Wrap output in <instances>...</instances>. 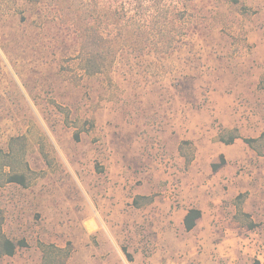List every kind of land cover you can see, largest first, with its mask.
Returning a JSON list of instances; mask_svg holds the SVG:
<instances>
[{
  "label": "rangeland",
  "instance_id": "1",
  "mask_svg": "<svg viewBox=\"0 0 264 264\" xmlns=\"http://www.w3.org/2000/svg\"><path fill=\"white\" fill-rule=\"evenodd\" d=\"M185 9L182 46L125 48L108 77L79 80L75 20L95 23V0H0V151L32 172L27 188H0L2 230L27 244L0 264H41L39 244L66 249V264L257 262L234 199L246 192L264 238V0ZM234 128L256 152L217 141ZM137 196L153 202L135 209Z\"/></svg>",
  "mask_w": 264,
  "mask_h": 264
},
{
  "label": "trees",
  "instance_id": "2",
  "mask_svg": "<svg viewBox=\"0 0 264 264\" xmlns=\"http://www.w3.org/2000/svg\"><path fill=\"white\" fill-rule=\"evenodd\" d=\"M186 1L191 3L195 0H95V23L90 25L87 19L82 18L75 20L78 53L74 60L79 70L78 79L108 77L118 54L125 48L154 49L168 54L182 46ZM169 14L179 26L170 24ZM169 25H172L170 30ZM261 85L264 86V75ZM74 139L78 140V133L74 135ZM236 140H241L256 152L255 144L259 139L241 138L236 128L219 130V143L230 146ZM184 145L188 143L183 142L179 149ZM22 158L12 146L5 152L0 151V188L9 184L27 188L32 172ZM191 162L192 157H185L187 167ZM224 165V157L220 155L219 163L212 166L213 172ZM245 198L246 193L234 199L236 213L247 220L246 229L253 231L256 224L241 208ZM152 202L153 198L137 196L132 205L139 209ZM200 218L201 212L198 209H189L182 222L184 231H192ZM3 224L4 217L0 210V259L11 258L18 249L27 247L24 240L14 242L9 239L2 230ZM39 249L42 254L41 264H66L69 257L66 249L54 245L39 244Z\"/></svg>",
  "mask_w": 264,
  "mask_h": 264
},
{
  "label": "built area",
  "instance_id": "3",
  "mask_svg": "<svg viewBox=\"0 0 264 264\" xmlns=\"http://www.w3.org/2000/svg\"><path fill=\"white\" fill-rule=\"evenodd\" d=\"M264 234V231H262ZM261 234L253 235L249 239H246L243 245L244 250L251 251L254 259L261 263V259L264 257V242L261 240Z\"/></svg>",
  "mask_w": 264,
  "mask_h": 264
},
{
  "label": "crops",
  "instance_id": "4",
  "mask_svg": "<svg viewBox=\"0 0 264 264\" xmlns=\"http://www.w3.org/2000/svg\"><path fill=\"white\" fill-rule=\"evenodd\" d=\"M238 140H236L234 143H236ZM233 143V144H234ZM221 144V143H220ZM232 144V145H233ZM223 145V144H222ZM232 145H230V146H232ZM225 146V145H224ZM250 149V148H249ZM251 150V149H250ZM253 151V150H252ZM224 160H225V165H226V160H227V158H226V156L224 157ZM246 193V192H245ZM241 194H244V193H241ZM223 199H225V198H210V200H211V202H212V204H214V205H218V203H221L222 202V200ZM250 200V198H245L244 199V202H243V204H242V211L245 213V214H248L249 216H251L250 215V211H249V209L247 208V205H248V201ZM256 208H260L261 206H259L258 204H256ZM195 209H198V208H196L195 207ZM199 210V209H198ZM200 211V210H199ZM187 212V211H186ZM186 212H185V214H184V216L186 215ZM201 212V211H200ZM201 216H202V212H201ZM251 220H252V222L254 223V224H256V222L253 220V217H251ZM199 221V220H198ZM197 221V222H198ZM196 225H197V223H196ZM196 227V226H195ZM246 228V227H245ZM258 227H256L254 230H256ZM254 230L253 231H249V232H253L252 234L254 235L255 234V232H254ZM261 236H263V235H261ZM262 238V240L264 241V238L263 237H261ZM245 244V242H243V240H242V243H241V245H242V249L244 250V248H243V245ZM230 246H233V244L231 245L230 244ZM226 248H228V245H226L225 246ZM226 251L229 253L230 252V250L229 249H226ZM244 253H246V252H248L249 254H251V251L249 250V251H243ZM230 254V253H229ZM229 254H226V255H229ZM264 262V261H263ZM259 264V263H258ZM262 264V263H261Z\"/></svg>",
  "mask_w": 264,
  "mask_h": 264
}]
</instances>
